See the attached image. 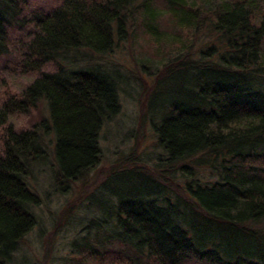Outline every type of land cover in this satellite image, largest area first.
I'll return each mask as SVG.
<instances>
[{
  "label": "trees",
  "instance_id": "1",
  "mask_svg": "<svg viewBox=\"0 0 264 264\" xmlns=\"http://www.w3.org/2000/svg\"><path fill=\"white\" fill-rule=\"evenodd\" d=\"M28 8L0 0V58L17 24L15 69L40 72L0 107V264L40 223L42 164L66 197L98 169L104 127L134 86L101 59L125 41L148 63L135 61L139 71L155 65L141 123L158 156L119 158L68 202L62 221L86 198L92 235L73 240L69 264H264V0H62L25 17ZM51 62L57 70L43 71ZM40 104L46 114L28 130L7 125Z\"/></svg>",
  "mask_w": 264,
  "mask_h": 264
},
{
  "label": "rangeland",
  "instance_id": "2",
  "mask_svg": "<svg viewBox=\"0 0 264 264\" xmlns=\"http://www.w3.org/2000/svg\"><path fill=\"white\" fill-rule=\"evenodd\" d=\"M62 0H28L29 8L23 12V16L28 17V13L35 9L50 10L55 8ZM24 27V26H23ZM25 28V27H24ZM15 24L9 29V45L10 53L0 58V107L10 95H17L27 86L26 81H21L22 90L13 94L8 90V79L6 74H28L37 77L40 72L21 73L15 68V63L19 60L18 47L19 41L25 38V29ZM145 58H140L131 41L121 43L119 47L111 55H107L105 59H101V63L107 65H118L124 73H128L133 77L134 86L129 88V93L121 92V109L115 119L104 127L101 136L100 149L101 161L98 169L93 171L84 181L80 180L71 189L68 197L58 194L49 185V168L42 164L41 171L38 175V183L40 191H47L49 197L46 198L47 203L43 204L38 210L39 224L27 233L21 240L18 249L13 256L10 264H69L71 256L74 253L71 243L75 238H84L90 241L92 235L86 231V220L90 212L86 204V198L83 197L79 202L68 220L62 221L60 216L68 202H73L81 197L82 192L94 183L96 176L103 174L110 166L114 165L119 158L130 157L134 155L138 158L141 155L148 158L152 163L153 157H157V151L154 147V134L149 127L148 122L141 123L142 115L146 109V99L144 91L150 92L154 82L152 72L155 71V65L149 64L148 68L139 71L135 65V61L141 64L145 63ZM110 63V64H109ZM43 71L54 72L57 70L56 63L51 62L42 68ZM146 77V80H142ZM143 88H142V84ZM42 114H46V107L40 104L37 110L27 115L31 117L30 123L39 120ZM8 125V124H7ZM140 136L138 133H140ZM3 151L2 130L0 128V154ZM53 162V160H52ZM148 163V162H147ZM105 170V171H104ZM106 173V172H105ZM93 183V184H92ZM92 184V185H91ZM91 185V186H90ZM89 237V238H88ZM91 243H96L93 237ZM75 258V259H74ZM78 256L73 257L72 261Z\"/></svg>",
  "mask_w": 264,
  "mask_h": 264
},
{
  "label": "clouds",
  "instance_id": "3",
  "mask_svg": "<svg viewBox=\"0 0 264 264\" xmlns=\"http://www.w3.org/2000/svg\"><path fill=\"white\" fill-rule=\"evenodd\" d=\"M7 79H8V90L12 92L13 94H16L18 89L22 90L23 86H27L31 83L34 82L36 79L35 76H30L28 74H6ZM21 81H26L25 85H21ZM31 117L27 115H18L16 113H9L8 119H7V124H10L13 129L16 132H21V131H26L29 128H31V123H30Z\"/></svg>",
  "mask_w": 264,
  "mask_h": 264
}]
</instances>
